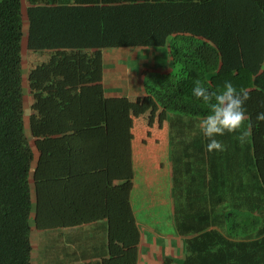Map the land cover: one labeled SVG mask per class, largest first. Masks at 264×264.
Masks as SVG:
<instances>
[{
    "label": "trees",
    "instance_id": "16d2710c",
    "mask_svg": "<svg viewBox=\"0 0 264 264\" xmlns=\"http://www.w3.org/2000/svg\"><path fill=\"white\" fill-rule=\"evenodd\" d=\"M25 1L0 0V264H32V213L48 236L43 264H137L135 245L107 257L101 245L67 234L108 214L107 127L117 109L130 121V103L113 99L107 118L103 49L121 47L171 56L170 70L149 73L144 89L170 114L175 221L188 236L183 264H264V122L256 119L264 112V0ZM25 19L27 49L40 57L26 73ZM197 80L250 92L246 143L227 133L217 137L226 151H207Z\"/></svg>",
    "mask_w": 264,
    "mask_h": 264
},
{
    "label": "crops",
    "instance_id": "0c3cea01",
    "mask_svg": "<svg viewBox=\"0 0 264 264\" xmlns=\"http://www.w3.org/2000/svg\"><path fill=\"white\" fill-rule=\"evenodd\" d=\"M170 61L168 50L163 48L156 49L152 58H143L127 48L103 49L101 84L107 98V118L113 114L108 105L119 103L113 99L127 97L130 121L127 123L124 108L117 109L107 127L108 183L104 201L108 214L79 226L77 232H85L80 238L87 242L86 247L100 249L101 245L107 257L119 255L131 245L139 250L137 264H162L166 258L172 260L170 264H183L186 255L188 236L178 232L175 221L170 114L144 89L147 75L169 71ZM137 99L138 104L133 105ZM143 102L147 104L142 106ZM25 124L28 130L26 115Z\"/></svg>",
    "mask_w": 264,
    "mask_h": 264
},
{
    "label": "clouds",
    "instance_id": "9594fccd",
    "mask_svg": "<svg viewBox=\"0 0 264 264\" xmlns=\"http://www.w3.org/2000/svg\"><path fill=\"white\" fill-rule=\"evenodd\" d=\"M192 91L194 97L201 100L208 107V114L200 119L198 123L200 131L209 140L207 151H226V145L217 137L224 136L227 133L234 134L235 139L241 144L247 142L250 130L245 124L247 120L245 105L251 98L248 90L240 89L238 91L233 83L225 82L222 91H214L203 86L197 80ZM256 119L264 122V112L258 113ZM36 151L37 149H35Z\"/></svg>",
    "mask_w": 264,
    "mask_h": 264
},
{
    "label": "rangeland",
    "instance_id": "374dc122",
    "mask_svg": "<svg viewBox=\"0 0 264 264\" xmlns=\"http://www.w3.org/2000/svg\"><path fill=\"white\" fill-rule=\"evenodd\" d=\"M23 1H24V6H26V1L25 0H23ZM24 11H25V7H24ZM27 29H28V23L25 19V33H26V35L24 38V47H23V65H24L23 71H25V72L28 70V66L30 65V63L34 62L35 58H37V56H39L38 54H34V52L27 49ZM129 48H131V47H129ZM129 48H127V50H131L132 53H135L137 51L139 54H141V56H143V58H152L154 56V52L156 50V49L151 48V47H132L131 49H129ZM110 52H113V51L110 50ZM129 63L130 62H128V61L126 62V64H129ZM150 73H152V72H150ZM26 84H27V82L25 81V87H26ZM25 102H26L25 107H26V119H27L31 113V104L33 102L32 95L30 94L29 89L25 93ZM27 133L30 137V140H31L33 147L35 148L34 141H33L34 139L31 136L29 129L27 130ZM31 183H32V188H33V197H35L32 178H31ZM33 215H34V213H32V218H31L32 244H33L32 264H43V262L41 261L42 260L41 258L43 255V247L47 242L48 236H46L47 234L45 232H43V231H41L35 227ZM67 234H70L72 237L77 236V241H79V239H80L79 232H77V231H72L71 233L69 232ZM113 245L115 246V244H113Z\"/></svg>",
    "mask_w": 264,
    "mask_h": 264
}]
</instances>
